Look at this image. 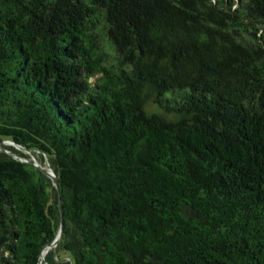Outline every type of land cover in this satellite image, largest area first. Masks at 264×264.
Returning <instances> with one entry per match:
<instances>
[{
  "label": "trees",
  "instance_id": "trees-1",
  "mask_svg": "<svg viewBox=\"0 0 264 264\" xmlns=\"http://www.w3.org/2000/svg\"><path fill=\"white\" fill-rule=\"evenodd\" d=\"M3 141L0 264H264V0H0Z\"/></svg>",
  "mask_w": 264,
  "mask_h": 264
},
{
  "label": "water",
  "instance_id": "water-1",
  "mask_svg": "<svg viewBox=\"0 0 264 264\" xmlns=\"http://www.w3.org/2000/svg\"><path fill=\"white\" fill-rule=\"evenodd\" d=\"M0 148L2 149L1 143H0ZM2 151L8 153L4 149ZM28 154L30 155V157L26 156L25 154H21L24 159L23 160H20V161H23V162H26L28 164L33 165L35 168H37L38 170H40L41 172H43L45 175H47L52 180V182H53L56 190L59 193V186H58V181H57L56 175L54 174V171L52 170V168L49 167L48 162L45 160L44 161V164L45 165L42 167V166L39 165L38 161L33 156H31V154L29 152H28ZM12 156L14 158H16L14 155H12ZM59 205H60V201H59ZM61 235H62V223L60 224L59 231H58L55 239L53 240V242L49 246H45L43 249H45V248H51V247L56 246L58 244L59 239L61 238ZM46 264H49V261L48 260H47Z\"/></svg>",
  "mask_w": 264,
  "mask_h": 264
},
{
  "label": "rangeland",
  "instance_id": "rangeland-1",
  "mask_svg": "<svg viewBox=\"0 0 264 264\" xmlns=\"http://www.w3.org/2000/svg\"><path fill=\"white\" fill-rule=\"evenodd\" d=\"M1 147H2V149L0 148V151H2L4 149L5 151H7L9 153V155H14L16 157V159H18V160H23L24 159L21 154H25V155L30 156L28 154L27 150L21 148L18 145H15L14 143H12L10 141L1 142ZM7 147H12L13 150H8V149H6ZM31 156H33L36 159V157L34 155L31 154Z\"/></svg>",
  "mask_w": 264,
  "mask_h": 264
},
{
  "label": "bare ground",
  "instance_id": "bare-ground-1",
  "mask_svg": "<svg viewBox=\"0 0 264 264\" xmlns=\"http://www.w3.org/2000/svg\"><path fill=\"white\" fill-rule=\"evenodd\" d=\"M51 248H52V247H51ZM49 249H50V248H47V249H46V252H47ZM46 252L42 253L43 255L41 254L42 256H41V258H40V264H42L41 262H42V259L45 257Z\"/></svg>",
  "mask_w": 264,
  "mask_h": 264
}]
</instances>
